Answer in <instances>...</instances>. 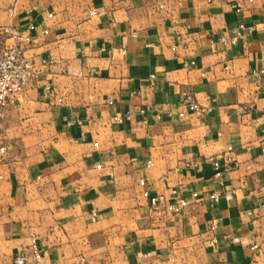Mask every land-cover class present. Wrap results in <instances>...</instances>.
Wrapping results in <instances>:
<instances>
[{
    "label": "crops",
    "instance_id": "1",
    "mask_svg": "<svg viewBox=\"0 0 264 264\" xmlns=\"http://www.w3.org/2000/svg\"><path fill=\"white\" fill-rule=\"evenodd\" d=\"M5 28L39 67L0 118V264L32 237L26 264H264V0H0V54ZM188 92L202 111L170 117Z\"/></svg>",
    "mask_w": 264,
    "mask_h": 264
},
{
    "label": "built area",
    "instance_id": "2",
    "mask_svg": "<svg viewBox=\"0 0 264 264\" xmlns=\"http://www.w3.org/2000/svg\"><path fill=\"white\" fill-rule=\"evenodd\" d=\"M92 15L97 14L96 11L91 12ZM50 16L53 15L50 13ZM242 29H245L244 26H241ZM250 30V28H249ZM5 32L10 34L14 38V44L9 46L0 54V118L5 115V112L9 108L19 107V98L23 91L29 86L34 76L37 73V67L39 64L34 60L33 57L27 55V50L34 43V37L31 34L23 33L21 30L16 28H5ZM243 33L240 30H236L234 34L227 38L225 36L220 37V42L224 45L237 44L240 38H243ZM124 51V50H123ZM40 66H45L48 62L42 60ZM196 65V62L186 61L184 66L186 68L193 67ZM92 71H95L93 68ZM252 71L256 74V84L259 89L262 87V79L264 77V64L259 67H255ZM155 76H151L153 80ZM47 93L46 97H51V86L47 85L45 87ZM109 103H112V100H108ZM203 106L198 101L195 94L188 92L184 95L182 99V108L177 111L172 109L168 110V115L170 117L177 116L183 118L190 112H199L202 111ZM118 121H122V118L116 117ZM68 125L72 126L76 123L81 124V120L74 121L68 120ZM261 138H262V149L264 150V124L261 126ZM94 147L99 146V142L95 141L93 143ZM1 151H4V148H1ZM205 161L213 167L215 171V177H217L221 184L224 183V177L228 170L227 166L224 165L221 160L215 156H209ZM188 167H199L201 162H188L186 164ZM101 167V165H98ZM141 183L146 184L145 180L142 179ZM175 192V191H174ZM234 192V190H233ZM144 195L150 199L151 206L156 213H160L168 210L173 214L181 213L186 207L191 204L190 199L177 196L173 202H165L162 197L151 196L148 189L144 190ZM194 198L198 197V193L193 194ZM220 193L212 192L209 195V200L211 206L216 205L220 201ZM96 211L93 212L96 215ZM214 229V226H212ZM253 249L258 248L257 245L252 246ZM29 251V252H28ZM33 257L37 262L42 258V251L40 250L37 239L32 237L31 243L27 247H23L22 251H19L13 258L14 264H26L28 260ZM79 264H97L96 262H91L86 258H81Z\"/></svg>",
    "mask_w": 264,
    "mask_h": 264
}]
</instances>
